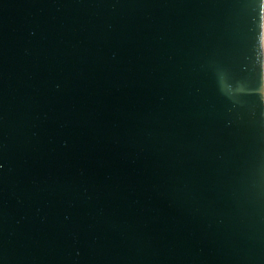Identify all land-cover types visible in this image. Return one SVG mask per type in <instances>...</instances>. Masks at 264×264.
Here are the masks:
<instances>
[{
  "label": "water",
  "instance_id": "95a60500",
  "mask_svg": "<svg viewBox=\"0 0 264 264\" xmlns=\"http://www.w3.org/2000/svg\"><path fill=\"white\" fill-rule=\"evenodd\" d=\"M0 264H264V0H0Z\"/></svg>",
  "mask_w": 264,
  "mask_h": 264
}]
</instances>
